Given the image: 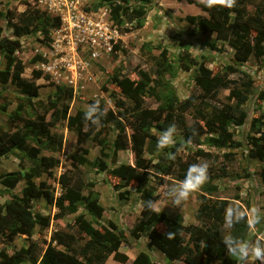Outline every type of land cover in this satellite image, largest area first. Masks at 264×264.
Here are the masks:
<instances>
[{
	"label": "rangeland",
	"instance_id": "obj_1",
	"mask_svg": "<svg viewBox=\"0 0 264 264\" xmlns=\"http://www.w3.org/2000/svg\"><path fill=\"white\" fill-rule=\"evenodd\" d=\"M99 0H83V7L93 14V19L101 29L103 25L108 28L102 29L103 35L96 26L82 27L78 34L74 30H68L72 35V41L66 39L67 31H60V27H55L49 23V34L41 30L39 20L35 22L37 29L32 33L16 35L12 28L7 25V13L12 12L13 21H18V16L27 8L36 15L50 16L41 7L36 5V0H0V30L4 35L13 39H19L21 49L16 52L19 63L24 67L23 76L33 78V71H42V76L35 79L40 85V96L33 98V104L28 103V97L23 95L20 89L13 83L0 82V128L15 130L17 126L22 127L24 134L28 136L29 145L41 147V155L53 156L59 159V164L48 171L42 169L40 175L35 177L36 183L45 181L53 194L57 197L64 189L59 183V176L62 172L72 168L75 159L74 155L83 153V148L87 150L84 155L88 162L81 166L85 173V179L95 183L92 190L99 196L101 205L104 207L102 222L108 224L113 221L119 229L124 230V240L119 250L128 256L127 264H131L135 256L146 250L155 261L160 264H184L182 260L169 261L162 253L155 248L149 249L148 230L140 231L134 235L133 228L136 223L146 213L148 209L145 205L146 194H150L152 202L158 207L167 203L166 190L170 183H177L184 178L185 172L180 164H187L189 156L193 158L199 150L209 153L202 157L196 156V161L209 162L208 175H214L212 181L217 184L218 190L213 198L229 199L233 205H238L241 210L250 212L252 207H258L264 211V180L261 170L264 162L252 158L249 150L252 148V137H260L264 134V55L261 57L251 56L248 61L236 62L234 60V50L227 44L215 39V34L202 33L196 31L194 26L187 20L188 15L211 16V11H204L201 6L188 3L186 0H114L105 3L98 9L94 8ZM222 0H200V2L215 3ZM117 4L128 7L127 14L123 16L124 24L118 28L112 20V11ZM133 10H143L145 16L142 20V27L131 29L137 23V13ZM51 17V16H50ZM43 18V17H42ZM52 18V17H51ZM130 18H133L130 21ZM123 28H129L123 31ZM116 46H118L116 48ZM69 47H75L77 58L88 62V70L84 73L77 85L70 83L71 73L62 69H48L58 58H69ZM111 48V49H110ZM166 50L168 67L162 70L158 61ZM68 53V54H67ZM72 53V52H70ZM96 53V55H94ZM187 57V60L185 59ZM37 58V59H35ZM205 62L214 73L227 71L232 65L238 71L230 74L232 77L241 80L251 79L249 99L243 105L247 118L242 125L233 124L231 131L234 139L241 142L242 146L217 147L208 141L209 133L197 137L195 142L187 143L186 147L177 154V159L172 162L169 173L162 174L158 167L161 158L167 159L171 153L170 147L161 150L153 140H149L146 145L145 158L150 160V181L146 192H138L137 182L133 181L128 186L123 187L120 178L110 173L111 168L127 163L135 164L134 152L131 149L118 152L117 160H111V144L117 134V129L112 125L108 135V143L104 148L92 141H86L82 145L77 144V134L74 129L68 127L67 117L54 121L50 109L47 119L53 121L50 130L58 138L62 139V145H50L43 137H35L30 134V130L23 126V122L15 119L14 112L20 103L24 104L28 112L27 117L35 118L38 111L43 112V107L51 108V104L58 102L64 106L69 103L68 115L76 114L79 110H85L90 100L99 99L106 107L115 111L123 110L117 103L118 100L127 101L126 96L110 81L114 73L128 76L132 80L143 79V72H147L151 80H158L163 74L165 81L170 82L180 100L188 98L196 91L195 74L198 62ZM7 61L0 53V71L5 70ZM76 84V83H75ZM155 83L150 82L149 86ZM58 88L62 89L61 99L55 97ZM72 89V100H67L69 90ZM231 87H224L220 90L219 99L223 102L236 104L235 98H230ZM146 104L153 107L158 106L153 95L146 96ZM7 108L4 109V106ZM62 108V107H61ZM196 108H190L185 113L186 125L189 126L195 121H201ZM20 114L23 113L20 111ZM132 117L128 115L123 119V124L127 132H131ZM177 128V143L184 140V125L175 122ZM90 125V124H89ZM156 138L161 134L157 129H152ZM227 154L229 156H227ZM233 160H229L230 156ZM99 159L105 160L106 170H100ZM26 164L25 168L20 166V161ZM169 164V162H168ZM32 163L28 160L23 150H14L9 155L0 159V177L9 171H20L25 173L31 171ZM25 180L18 183L15 188H8L0 182V206L7 198L13 194L24 196ZM121 192L124 197H121ZM83 194L90 197V189H85ZM202 194H206L202 187L192 191L188 198L183 201L182 206L167 204L162 209L170 217L180 220L183 224H200L196 217L197 210L201 203ZM31 206L34 211L51 217L50 224L46 228L37 227L34 235L28 238L26 235H18L12 241L2 239L0 249L12 254L23 247H27L30 240L38 243L39 251L46 248L51 236L56 230H64L67 224L74 222V218L79 214H85L88 219L93 220L88 213L85 202L80 201L79 211L73 214H66L56 217L59 212L58 207L47 201L45 197L33 199ZM165 223H154L153 228L164 231ZM151 228V227H150ZM254 231L257 234H264V224L256 226ZM249 231L247 233V238ZM188 240V235L185 236ZM109 264H120L111 257ZM29 258L24 259L21 264H30ZM217 264L216 261H213ZM40 264V263H37ZM239 264V262H238ZM260 264V262H256Z\"/></svg>",
	"mask_w": 264,
	"mask_h": 264
},
{
	"label": "trees",
	"instance_id": "obj_2",
	"mask_svg": "<svg viewBox=\"0 0 264 264\" xmlns=\"http://www.w3.org/2000/svg\"><path fill=\"white\" fill-rule=\"evenodd\" d=\"M114 0H99L94 8L98 9L107 2ZM188 3L201 6L204 11H211V16L188 15L187 20L194 26L196 31L202 33L215 34V39L227 43L234 50V60L245 62L251 56L261 57L264 55V0H222L215 3L200 2V0H186ZM128 7L117 4L112 11V20L118 28L124 24V14L128 12ZM137 13V18L145 16L143 10H133ZM2 12L0 11V15ZM43 17V18H42ZM131 26V29L142 27V20ZM7 25L13 29L16 35L32 33L37 27L35 22L39 20L41 30L49 34L48 25L53 23L55 27L60 26L59 18L36 15L27 8L18 16V21H13L12 12L7 13ZM133 18H130L132 21ZM129 28H123V31ZM118 46H116L117 48ZM21 49L19 39H13L4 35L0 30V53L7 61L5 70L0 71L1 83H13L27 96L28 103L33 104L32 99L40 96V85L35 79L42 76V71L34 70L33 78L23 76L24 67L16 56V52ZM37 59V58H35ZM187 60V57L185 58ZM195 74L196 91L188 98L180 100L173 86L160 74L158 80L152 79L147 72H143V79L132 80L128 76L114 73L110 81L126 96L127 101L118 100L117 103L123 110L115 111L101 103V108L105 114L101 118L102 126L97 128L89 125L83 119L84 110L77 111L76 114L68 115L69 103L60 106L58 102L51 104V108L43 107V112L38 111L35 118H30L24 104L20 103L14 112L15 119L22 121L23 126L30 130V134L35 137H43L50 145H62V139L58 138L50 130L53 121L47 119V115L52 109V118L58 121L67 117L68 127L74 129L77 134V144L82 145L86 141H92L97 145L105 147L108 143V135L111 126L117 129V134L111 144V160L115 163L118 152L131 149L134 152L135 164L122 163L111 168L110 173L122 181V186H128L136 181L138 192H146L150 181L151 161L145 158L146 145L149 140L156 143V135L152 129L162 132L168 125L178 122L184 125V140L170 147V151L176 152L186 147L187 141L192 143L197 137L207 133L208 141L217 147L238 148L242 143L234 139L231 131L233 124L242 125L246 118V111L243 105L249 99L250 87L253 84L251 79L240 82L232 77V73L238 71L230 65L225 72L214 73L205 62H198ZM158 65L162 70L167 69V53L163 52ZM155 83L149 86L150 82ZM231 87L230 98L236 99V104L223 102L219 99L220 90L224 87ZM62 89L58 88L55 97L61 99ZM153 95L158 106L153 107L146 104V96ZM73 91L69 90L67 100H72ZM94 100H90V103ZM62 107V108H61ZM195 107L197 115L201 121H195L187 126L184 113ZM7 105L4 106V109ZM20 111L23 113L20 114ZM130 115L132 119L131 132H127L123 119ZM252 148L249 155L254 159L264 162V134L260 137H252ZM23 150L32 163L31 171L22 173L20 171H9L0 177V182L8 187L15 188L18 183L25 180L24 196L13 194L7 198L0 206V241L2 239L12 241L18 235H26L31 238L37 227L46 228L50 224L51 217L43 215L33 210L31 201L33 199L45 197L47 201L58 207L59 212L56 217L66 214H73L79 211L80 201L85 202L88 213L92 216L91 221L85 214H79L74 218V222L67 224L64 230L53 232L46 248L39 251L37 241L30 240L27 247L9 254L6 250L0 249V264H21L24 259L29 258L30 264H105L111 255L120 264H127L128 256L119 250L125 234L119 229L117 224L109 221L108 224L102 222L104 207L101 205L99 196L92 190L94 182L85 179V173L81 166L88 160L84 156L87 150L83 148V153L75 154V162L72 168L62 172L59 176V183L64 191L55 196L45 181L36 183L35 177L40 175L41 169L48 171L59 164V159L41 155V147L29 145L28 136L24 134L22 127L17 126L15 130L0 128V159L12 153L14 150ZM178 151V152H179ZM85 153V154H84ZM210 155L203 150L189 156L187 164H180L185 172L188 165L195 163L196 156L202 157ZM227 156H229L227 154ZM177 159V158H176ZM230 156L229 160H233ZM158 170L162 174L169 173L174 160L161 158ZM169 162V164H168ZM106 162L99 159V169L106 170ZM22 168L26 164L20 161ZM264 180V168L261 170ZM214 175H208V180L201 187L206 194H202L201 203L196 213L200 224H183L180 220L170 217L167 213H153L146 210L144 216L133 228L134 235L147 229L149 249H156L168 260H182L184 264H238V260L227 253L222 240L224 231V219L230 206L231 200L213 198L218 190L214 184ZM85 189H90V197L83 194ZM121 197L124 193L121 192ZM152 202L150 194H146L145 205ZM154 223H165L166 229L159 231L152 227ZM151 227V228H150ZM234 235L247 238L249 231L246 223L234 225L231 229ZM171 238H169V235ZM188 235V240L185 236ZM204 241L201 246L200 242ZM131 264H160L154 261L152 256L141 250L133 259Z\"/></svg>",
	"mask_w": 264,
	"mask_h": 264
},
{
	"label": "clouds",
	"instance_id": "obj_3",
	"mask_svg": "<svg viewBox=\"0 0 264 264\" xmlns=\"http://www.w3.org/2000/svg\"><path fill=\"white\" fill-rule=\"evenodd\" d=\"M105 112L101 108V101L99 99L89 103L84 110L83 119L85 122L97 128L102 126V117ZM177 128L175 124L168 125L162 130L161 134L157 137V147L164 150L169 147H175ZM186 143L190 144L191 141ZM179 149L172 152L167 156L169 160L177 158ZM210 163L195 162L188 165L185 171L184 178L177 183H170L166 190L167 203L162 207H158L155 203L147 204V208L153 213H161L165 205L171 204L173 206H182L192 191L200 188L208 180V169ZM246 223L249 229L248 238L234 235L231 229L236 224ZM264 224V211L258 207H252L250 212L241 210L238 205L229 207L224 219V231L222 234L221 242L225 246L227 253L235 257L239 264H264V234H257L254 229L256 226ZM169 238H171L170 234ZM201 241V246L204 245Z\"/></svg>",
	"mask_w": 264,
	"mask_h": 264
},
{
	"label": "built area",
	"instance_id": "obj_4",
	"mask_svg": "<svg viewBox=\"0 0 264 264\" xmlns=\"http://www.w3.org/2000/svg\"><path fill=\"white\" fill-rule=\"evenodd\" d=\"M36 5L41 7L45 12H47L52 18H59L60 20V31L74 30L77 32L82 27H93L97 26V23L93 19V14L90 13L83 7V0H36ZM99 28V26H97ZM108 30L105 25L100 29L101 32H97L100 35H103L105 32H102V29ZM66 39L72 41V35L69 32L65 34ZM74 44V42H73ZM69 58L60 57L52 65L48 66V69H56L61 71L70 72L71 74L67 77L71 78V85L75 86L80 82V79L83 78L84 73L88 70V62L81 61L77 58L75 52V47H69ZM111 49V48H110ZM72 52V53H70ZM96 55V53H94ZM76 83V84H75Z\"/></svg>",
	"mask_w": 264,
	"mask_h": 264
},
{
	"label": "crops",
	"instance_id": "obj_5",
	"mask_svg": "<svg viewBox=\"0 0 264 264\" xmlns=\"http://www.w3.org/2000/svg\"><path fill=\"white\" fill-rule=\"evenodd\" d=\"M149 253H151V251L149 252ZM152 254V253H151ZM111 257H112V255L109 257V259L107 260V262L105 263V264H109V262H111L110 260H111ZM113 257H114V255H113ZM136 257V256H135ZM165 257V256H164ZM115 259V258H114ZM154 259V258H153ZM155 261V260H154ZM170 261V260H169Z\"/></svg>",
	"mask_w": 264,
	"mask_h": 264
}]
</instances>
